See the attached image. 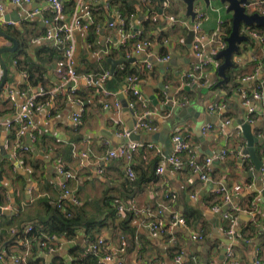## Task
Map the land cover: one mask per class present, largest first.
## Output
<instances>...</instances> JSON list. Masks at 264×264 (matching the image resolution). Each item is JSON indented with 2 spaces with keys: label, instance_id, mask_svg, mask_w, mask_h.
<instances>
[{
  "label": "crops",
  "instance_id": "0c3cea01",
  "mask_svg": "<svg viewBox=\"0 0 264 264\" xmlns=\"http://www.w3.org/2000/svg\"><path fill=\"white\" fill-rule=\"evenodd\" d=\"M0 1L4 5L0 29L17 40V48L21 45L20 63L36 61L35 48L44 41L49 42L43 39V17L48 15L46 4L41 0L20 5L11 0ZM75 1L63 0L64 20H71ZM85 1L91 5L92 15L98 11L94 9L98 5L107 13L108 0ZM135 1L138 14L129 31L135 35L142 33L144 19L156 23V28L145 31L144 38L152 41L149 53H130L129 56L135 58L128 64L139 75L141 98L128 95L125 85L116 91L109 90L117 93L120 102L123 99L131 102L130 110H125L122 104L120 109L104 107L103 103L110 102L112 98L79 78L75 83V95L69 92L68 85H64L54 98H41L42 107L32 115L33 138L26 134L18 139L13 129L7 128L3 122L12 119L20 103L34 94L38 87L51 89L60 85L55 73L59 53L53 54L50 69L43 73V83L35 86L29 84L25 71L14 67L15 60L11 63L12 73L0 91V102L7 101L0 103V146L7 154L0 160V193L3 194L0 207L12 212L0 214V234L4 232L0 235V254L3 257L0 264H11L13 257L22 254L28 246L26 264H77V259L88 254L91 242L83 229L73 239L59 237L56 249L50 253L38 242L33 243L34 240L31 241L24 230L28 225L33 226L38 217L45 216L47 209L42 201L53 203L59 200L64 180L58 171L59 166L72 172L68 189L77 194L79 205L90 213L97 211L107 223L100 233L103 244L99 262L102 264H230L225 255L220 257L221 251L228 248L234 255L232 264H254L256 260L264 263V195L257 189L259 182L263 187L261 168L255 171L252 159L242 154L247 140L243 131L235 126L237 119L250 124L251 134L258 139L253 146L254 151L264 163V89L262 98H253L257 86L264 81V63L261 61L264 43H260L250 31L264 32L241 27L240 33L247 35L248 40L240 42L239 51L233 53L230 81L226 87L222 86L223 83L212 87V83L221 79L217 67L222 61L214 59L213 55L222 41L218 42V38L228 35L224 29L231 26L232 12H227L226 6L218 0H211L209 6L202 1L195 2L194 11L200 10L208 16L202 23L201 33L204 35L205 52L211 56L203 70L208 84L189 82L185 76L197 59L191 45L185 43L188 28L183 21L191 24L193 20L186 15L185 3L170 0L177 8L176 13L163 10L161 13L159 10L142 13L139 12V0ZM34 9H38L39 14L30 15ZM152 13L157 15L156 21L150 18ZM5 15L19 19L5 21ZM161 15L163 19H160ZM171 16L175 20H171ZM107 20L99 23L100 29L95 32L93 42L87 41L88 31H79L76 39L74 34L75 68L79 74H95L99 64L95 52L105 55L109 47L119 46L120 34L116 27H107ZM8 31H17V34ZM18 34L23 35L22 41L16 38ZM10 44L0 35V48ZM165 55H168L166 61L158 60V56ZM147 59L152 63L148 69L144 67ZM104 70L109 71H101ZM1 77L0 64V81ZM10 92L14 101L10 99ZM170 101L175 110L164 107ZM74 112L81 113L80 124L72 121ZM138 115L157 126L152 132L137 131L140 134L137 140L144 145L152 144V149L147 145L141 146L129 161L107 158V152L125 139L118 132L135 124ZM206 123H211V128L202 131ZM174 133H179L189 142L199 162L212 159L208 181L203 182L185 164L181 168L166 166L162 174H156L161 158L172 153ZM23 144L29 150H23ZM16 150H19V155ZM23 155L27 157L26 162ZM29 159L34 160L37 166L32 167L27 162ZM127 165L135 174L132 183L126 173ZM251 170L255 171L253 175L249 174ZM235 186H240V190L235 191ZM172 194L174 199L170 198ZM225 195L230 197L227 202L223 200ZM248 196H252L251 202L255 204L253 212H248L252 208L248 206ZM65 198L70 199L68 196ZM120 204L124 205L121 212L118 210ZM214 205L220 206V210H213ZM110 210H114L116 216H107ZM191 210L201 213L195 225L178 226L157 236L149 233L148 224L157 217L166 222L173 214L184 216ZM223 212L233 217L231 225L223 217ZM22 217L25 220L18 224ZM123 221L125 231L120 227ZM230 226L233 235L227 232ZM199 232L204 238L193 240L192 234ZM123 240L125 250L120 253L118 248ZM72 249L74 253H70ZM108 253L112 254V261H101L100 257ZM176 256H180V262L175 260Z\"/></svg>",
  "mask_w": 264,
  "mask_h": 264
},
{
  "label": "built area",
  "instance_id": "2783aa9c",
  "mask_svg": "<svg viewBox=\"0 0 264 264\" xmlns=\"http://www.w3.org/2000/svg\"><path fill=\"white\" fill-rule=\"evenodd\" d=\"M32 0H11L12 3L16 5H20L22 3H29ZM46 4V9L48 10V15L43 17V22L45 24V32L43 34V39L52 43L54 47H56L60 52V57L56 62L55 73L60 81V85L54 86L51 89H44L42 86L38 87L36 92L32 95L27 96L19 105V109L17 113L13 116L12 119L6 120L3 124L9 128L13 129L15 136L20 139L23 138L26 134L29 133V137L33 138V122L32 115L34 112L38 111L43 102L40 100L44 96L50 98H54L58 93L62 86H69V92L72 95L76 94L75 83L77 79L82 78L85 83L89 86H93L99 88L103 95L106 97H111L110 102L103 103V106L106 108L113 107L115 109H120L121 102L118 99L116 92H111L107 90L104 86L106 79L108 78L110 72L104 70L100 73H84L79 74L75 68V60H74V52L76 48V43L74 40V31H88L94 25V18L92 15L91 5L85 0H76L75 1V9L72 13V18L70 21L64 20V4L63 0H41ZM144 3L149 2L150 0H140ZM107 8L109 7L107 2ZM248 8L251 11H257L260 14H264V1L262 0H254L248 5ZM4 5L0 1V14L3 13ZM39 14L38 9H34L30 15ZM111 17L107 20V27H116L119 34V45L125 44L128 40L133 39L136 35L125 29L126 21L122 16L121 12L112 8L110 12ZM153 21H156L157 15L152 13L150 17ZM208 18L207 14L201 12L200 10L195 11V16L189 24L188 22L183 21V24L188 29L191 28L193 31V39L191 42V51L194 57L197 59L196 63L193 65L192 69L188 71L185 78L189 82L200 81L203 85H207L208 81L204 78L203 70L208 66L210 61L211 53L205 52L204 48V35L201 33V27L204 20ZM171 20H175V17H170ZM12 24V22H8ZM131 25V24H130ZM100 29L99 24H95L94 30L98 32ZM250 34L256 37L260 43H264V34L259 33L257 31H250ZM222 40V41H221ZM221 41V42H220ZM218 46L216 47V52L226 46L225 40L220 36L218 38ZM152 46V41L147 38L137 39L131 47L130 52L127 53L126 58H130V53L135 55L141 53H149L150 48ZM96 57L100 59L102 57V52H95ZM158 60L166 61L168 55L158 56ZM152 63L149 59L144 61V67L150 68ZM138 74H130L125 78V88L128 95H131L133 98L140 99L141 93L138 87L139 81ZM263 89H264V81L257 86L255 92L253 93V98H262L263 97ZM10 99L14 101V95L10 92ZM129 103V107H132V103ZM72 121L77 125L81 123V113L74 112L72 113ZM157 126L154 123L146 120L143 115H138L136 118V122L133 126V129H121L118 134L126 138L125 142L118 144L116 147L111 148L107 154V158H115V159H123L125 161H129L133 157V153L138 150L141 146H146L149 149H152V144H142L138 140H130L129 136L132 132H137L141 129L152 132L155 131ZM211 128V123H206L202 127V131ZM172 143L173 150L172 153L168 156H163L160 160V164L156 167V174H162L165 170L166 166H171L173 168H181L183 164L187 165L191 172L197 174L199 178L206 182L209 178V165L212 162L211 158H206L204 162H199L197 160L196 155L191 150L189 142L184 139L179 133H174L172 135ZM23 150H29V147L26 144H23L21 147ZM155 150V149H154ZM158 151V149H156ZM261 181L264 188V166L261 167ZM58 171L63 175V179H70L73 177L71 171L64 170L62 166L58 167ZM126 173L129 179L134 178V172L130 165L126 167ZM63 180V181H64ZM61 183V188L63 189V196L69 197L72 204H79V199L73 194L71 190L65 186V184ZM235 191L240 190V186H235ZM171 199L175 198V195H170ZM230 199L228 195H225L223 200L227 202ZM60 206V204H58ZM213 210H220V206L214 205L212 207ZM255 209V204H252V208L248 212H253ZM119 212L124 210V205L120 204L118 206ZM131 210H136L132 208ZM137 213V212H136ZM223 217L229 220V224L233 223V217L230 213L223 212ZM178 226H187L186 219L183 215L173 214L168 221H164L162 217H157L153 222L148 224V231L152 236H157L166 230H175ZM31 225L25 227V231L29 233L31 230ZM229 235H233L234 231L231 226L227 229ZM193 240H202L204 235L199 233L192 234ZM59 237L55 234L45 235V238L42 241H39L40 247H42L48 253L53 252L56 249ZM29 243V240H27ZM103 244V239L101 236H98L96 240L90 244L89 251L92 254H98L100 248ZM28 246V244H26ZM125 250V241L121 242V246L118 248V252L123 253ZM29 253V246L25 248L22 254L13 257L11 264H26V258ZM225 256L227 258L228 263L232 264L234 262V255L231 248L226 250ZM0 258L3 259L2 254H0ZM101 261L107 262L112 261V254L108 253L103 255ZM175 260L180 262V256H176ZM254 264H264L259 260H256Z\"/></svg>",
  "mask_w": 264,
  "mask_h": 264
},
{
  "label": "trees",
  "instance_id": "16d2710c",
  "mask_svg": "<svg viewBox=\"0 0 264 264\" xmlns=\"http://www.w3.org/2000/svg\"><path fill=\"white\" fill-rule=\"evenodd\" d=\"M134 3H136L135 0H108L109 7L107 9V13H104L105 11L102 8V6L98 5L96 8H94L98 11H95L93 13L94 25L92 26V28L88 30L87 41L93 42L96 35L94 30L95 24H99L104 19H108L109 17H111L110 12L112 8H116L121 12L122 16L126 21L125 29L129 31V26L131 22H133V19H135L136 15L138 14V10H136ZM164 3L165 5L163 6L159 0H155V3L153 0H150L149 2L146 3L139 0L138 3L139 12L144 13L153 10L158 11L159 8L161 7L163 11H169L170 13L177 12V8L175 7L174 2L170 0H164ZM142 25H143L142 33L137 34L136 37L128 40L125 44H121L118 47H112V46L109 47L107 54L102 55V57L99 59V64H97L96 66L95 74L102 72L101 70L103 69H110L109 62L107 61L108 57L111 58L126 57L127 53L130 52L131 50L132 44L137 39H142L145 37V31L147 29L149 30L156 28V23L151 22V20L149 19L146 20L144 19V21H142ZM250 28L261 29L264 32V26L251 25ZM230 29H231L230 26L226 27L224 29L225 33L229 34ZM8 32L17 34V31H8ZM16 38L18 39V41H22L23 35L19 36L18 34ZM50 44L52 45L51 42L49 43L44 41L42 44L36 47L35 48V53L37 57L36 61L30 60L27 64H23V63L21 64L20 60L18 59V55L22 52L21 45L18 46L15 52L4 53L3 58L6 63V69H7L5 82L9 79V76L12 73L11 63L13 62V60H15L17 66L15 64L14 67H18V69H21L27 73V79L30 85L35 86L38 84H42L44 81L43 73L47 72V70L50 69L53 54L57 51L60 57L59 50L54 46H50ZM261 61L264 63V57L262 58ZM18 69L17 71H19ZM229 69L230 68H228L226 71V75L228 74L227 80L223 82V85L221 84L223 87H226L228 82L230 81L229 78L231 74L229 73ZM130 74H138V73L135 68L129 67L128 62H125L121 65H117L114 68L113 72L110 73L108 78L106 79L104 84L105 88L107 90H113V91L120 89L123 85H125L126 76ZM211 85L212 87L217 86V82L212 83ZM1 90L2 89L0 88V91ZM46 98L47 97L44 96L42 99H46ZM6 102H0V103L5 104ZM16 154L17 155L20 154L19 150H16ZM22 159L24 162H26L27 157L23 155ZM27 162H29L32 167L37 166L34 160L29 159ZM63 168L64 170H67L66 167ZM134 179H135V174H134V178L132 180L130 179L129 182L132 183ZM68 180L69 179L63 181V183L65 184V186H67V188H68ZM73 194L78 198L75 192H73ZM59 197H60L59 200L53 201V203L40 200L44 203L47 211L43 218L38 217V221L33 226H31L32 229L29 231L27 236L31 238V241L34 240L33 243L42 241L45 238V235H50V234H55L58 237H63L66 239H73L77 235L78 231L80 229H83L86 238L89 239L91 243H93L96 240V238L100 236L101 230L107 226V223L102 218L99 217L100 214L98 215L97 211L95 213H90L82 205L72 204L69 199H66L63 196L62 188H60ZM2 198H3V194L0 193V205H2ZM251 201H252V196H248L247 203L249 207L252 206ZM58 204H60V206H58ZM200 215L201 213L199 212V210H191L189 212L186 211V213H184V218L186 219L187 226L195 225ZM107 216H111L112 218L116 216V212L114 210H110L108 211ZM24 220L25 219L22 217L21 219H19L18 224H21L22 221ZM10 223H12V221H10ZM124 224L125 221L121 222V226H120L122 227L123 231H125ZM1 234H4V232H2ZM163 234H165V232ZM73 250L74 249L70 250V253L72 252L74 253ZM76 262L77 264L78 263L90 264L91 262L92 264H102L99 262V255L92 254L90 251L85 257L77 259Z\"/></svg>",
  "mask_w": 264,
  "mask_h": 264
},
{
  "label": "water",
  "instance_id": "95a60500",
  "mask_svg": "<svg viewBox=\"0 0 264 264\" xmlns=\"http://www.w3.org/2000/svg\"><path fill=\"white\" fill-rule=\"evenodd\" d=\"M160 1L163 4H165L164 0H160ZM181 1L185 3L186 5V15L190 16L192 19L195 16V11H194L195 2L202 1L203 3H205L206 6H209L211 3V0H181ZM218 1L219 3L224 4L226 6L227 12L229 11L232 12V22L230 26L231 28L230 32L226 37L223 38L226 42V46L218 50L213 55L214 59H222L221 63L217 67V74L221 77V79L217 81V85L220 86L223 82L227 80L226 71L234 63L233 53L235 52L237 53L239 51V46H238L239 43L244 40H248L247 35H243L240 33L242 30L241 27L246 26L248 28L251 25L264 26V14H260L257 11H251L248 8V5L254 0H218ZM161 12H162V9H159V13ZM18 19L19 17L10 19L6 15L4 16L5 21H8V20L17 21ZM160 19H163V15L160 16ZM134 30H136V27H134ZM0 35L12 43L10 45L3 46L0 48V64L2 66V77L0 81V88H2L5 83V79L7 75L6 63L4 61L2 54L4 52H15L17 50L18 42L14 37H12L11 35H9L8 33L4 32L1 29H0ZM192 39H193V31L190 28L188 29V33L185 39V43L187 44V46L191 45ZM134 59H135L134 57H130V58L121 57L118 59H113L111 57H108L107 61L109 62V65H110V69H109L110 73L113 72L114 68L117 65H121L125 62H132ZM52 66L54 67V65ZM71 85L72 84H69L68 86H71ZM121 104L125 108V110H130L129 103L126 100L123 99L121 101ZM164 107L167 109L170 108L172 110L176 109V107L174 106V104L171 103V101L170 103L169 102L165 103ZM133 126L134 124L131 125L129 129H133ZM235 126L239 127L243 131L244 137L247 140L246 148L242 151V154L249 156L254 163V170L259 171V169L263 166L264 163L262 160L257 158L256 153L253 148L254 143L257 142L258 139L251 134V127L249 123L242 121L241 119H237ZM27 136H29V133L27 134ZM139 138H140V134H138L137 132H132L129 136L130 140H137ZM125 141H126V138L123 139V142ZM4 156L7 157V154L5 153L4 148L0 146V160ZM254 170H251L249 174L253 175V173H255ZM257 186H258L257 189L264 195V188L262 187L260 182L257 184ZM218 187H220V185H218ZM1 213H4V214L11 213L12 214V212H10L9 209L0 207V214ZM225 253H226V250L223 249L221 251L220 257L223 258Z\"/></svg>",
  "mask_w": 264,
  "mask_h": 264
},
{
  "label": "rangeland",
  "instance_id": "374dc122",
  "mask_svg": "<svg viewBox=\"0 0 264 264\" xmlns=\"http://www.w3.org/2000/svg\"><path fill=\"white\" fill-rule=\"evenodd\" d=\"M74 34H75V39H76V37L79 35V31H74Z\"/></svg>",
  "mask_w": 264,
  "mask_h": 264
}]
</instances>
